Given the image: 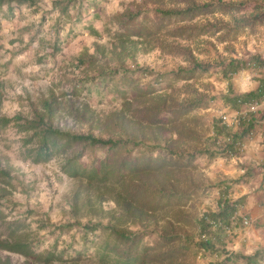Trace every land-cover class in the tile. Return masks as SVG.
Instances as JSON below:
<instances>
[{
	"label": "rangeland",
	"instance_id": "rangeland-1",
	"mask_svg": "<svg viewBox=\"0 0 264 264\" xmlns=\"http://www.w3.org/2000/svg\"><path fill=\"white\" fill-rule=\"evenodd\" d=\"M219 1L85 0L81 21L77 18L80 3L60 21L53 0L0 7V115L32 117L40 100L55 94L61 102L55 124L61 128L131 139L139 144L133 154L143 157L150 153L145 145L165 149L152 155L154 161L140 175L150 187L149 197L135 202L130 212L112 199L101 203L93 199L94 207L81 202L75 212L79 181L61 172L63 157L32 163L26 157L24 135L12 125L0 128V166L12 176L9 184L0 181V187L17 204L4 208L7 221L24 218L25 211L32 210L22 231L36 236L37 251L55 252L52 264H125L118 251L127 248V236L140 239L141 258L129 264H212L216 260L211 252L197 247L198 219L205 211L217 209L219 181L228 180L235 190H242L241 182H236L240 161L211 159L201 152L215 147L214 118L226 116L233 125L239 114L222 100L229 86L219 68L203 70L199 65L215 66L217 60L249 59L255 54L264 62V0H223L229 5L222 10L168 25L160 21L157 9L183 10L204 3L217 8ZM121 15L126 22L142 21L140 31L124 26ZM89 23L99 36L85 27ZM122 67H147L166 77L157 84L154 77L137 74L133 86H122L121 91L115 88L120 85L119 73L103 90L88 92L81 87L102 69ZM261 73L253 66L241 71L233 78V90L244 92ZM252 103L243 106V113L260 109ZM191 154L195 156L189 160ZM103 155L97 151V156ZM163 158L170 161L163 163ZM173 158L179 161L171 167ZM45 217L51 225L77 220L76 224L90 221L104 226L87 242L82 226L62 234L55 226L38 229L35 221ZM8 230L0 221V241ZM0 259L44 264L43 258L28 259L2 248Z\"/></svg>",
	"mask_w": 264,
	"mask_h": 264
},
{
	"label": "trees",
	"instance_id": "trees-1",
	"mask_svg": "<svg viewBox=\"0 0 264 264\" xmlns=\"http://www.w3.org/2000/svg\"><path fill=\"white\" fill-rule=\"evenodd\" d=\"M92 3V0H86ZM16 2L17 4H28L32 6L35 0H0V7L7 5L8 8ZM85 0H53V7L58 11V21L69 14L72 7L81 6L77 18L81 21V15L84 11ZM229 4L220 0L217 8H212V3H204L201 5H189L186 9H161L158 8L159 19L161 22H166L168 25L171 22L186 19L187 16H197L206 14L215 10H222ZM216 7V6H215ZM94 17H97L94 14ZM125 23L124 26L130 27L136 31H140L142 21L133 20L126 22L123 15L120 16ZM75 18V19H77ZM93 35L99 36L100 32L92 23L85 26ZM74 28H70L72 32ZM57 48V47H56ZM262 56L255 54L249 59L232 58L228 61L217 60L215 66L202 65L199 67L210 69L218 67L221 75L228 82V93L223 94L222 100L232 111L239 114L236 125H229L222 117L214 118L213 120V139L214 148H207L202 154L213 159L224 157L229 160L234 157H240L243 153V146L248 137L254 134L256 128V112L252 108L243 113L245 104L252 105L256 102L259 104L264 97V80L258 89L249 92L236 93L232 88V81L235 75L241 71L253 67L264 66ZM119 73H122L120 85L116 84V89L122 91V86L131 87L136 80L137 74L142 77H154L157 84L162 83V79L166 76L149 70V68H117L99 71L98 76L87 78V81L82 83V88H87L88 92L93 89H105L111 80H114ZM89 82V83H88ZM91 82V83H90ZM77 87H75V90ZM0 93V105H1ZM251 103V104H250ZM61 106V102L55 94H50L47 98L40 100L39 108H36L32 117H26L21 114H16L12 117L0 115V128L12 125L16 131L22 133L23 146L25 147L26 157L32 163H46L57 157H63L60 164V170L66 176L77 179L79 181L78 189L75 192L73 200V209L77 212L80 203L86 206H93L92 201L101 203L103 200L112 199L116 203L123 205L128 212L131 211L132 205L139 201L142 197H149L150 187L145 186L140 175L144 173L154 161L153 154L156 151H165L159 145H145V149H150V153L143 157L140 154H133L136 150L135 141L131 139H113L96 136L91 132H74L71 129L61 128L55 124V116ZM241 113V114H240ZM262 117L264 119V109ZM159 149V150H158ZM102 150L103 156H97V151ZM160 151V152H161ZM173 152H168L172 154ZM172 156V155H171ZM195 155H189L191 160ZM90 157V161L86 162L84 158ZM163 163L170 161V158H163ZM179 158L171 160V167L177 166ZM166 165V164H165ZM12 179L11 172L7 168L0 166V181L10 183ZM236 180V182H239ZM219 198L217 201V209L215 211H205L198 219V240L197 247L204 251H209L216 256V260L212 264H240L244 261L245 264H261L264 260V251L258 250L253 254L245 255L242 253L230 252L227 248L232 240V231L239 223L236 219V213L239 208V200H233L230 196L232 193V185L228 180H221L217 183ZM10 194L6 188L0 187V221L5 223L9 230L7 237L0 241V248L14 253H19L26 258L34 257L36 259H44V264H52L56 259V254L52 250L37 251V238L32 237L30 233L23 232L21 226H27L26 219L30 218L33 211L27 209L24 218H17L12 221H7V214L4 210L6 207H12L11 199L7 198ZM153 198H149L152 201ZM236 219V220H235ZM239 220V218H238ZM77 221V220H76ZM66 222L59 225H51L50 219L45 217L35 221L38 229H45L50 226H55L60 234L68 232L70 228L82 226L83 238L88 242L89 235H93L99 226H104L100 223H92L90 221L82 224L78 222ZM215 226V227H214ZM128 245L127 248L119 250L121 258L125 264L137 261L141 258L139 255L140 239L124 237ZM147 249V247H146ZM82 250H79L78 255L81 256ZM146 254V251L144 252ZM0 264H12L9 259L3 261L0 259Z\"/></svg>",
	"mask_w": 264,
	"mask_h": 264
},
{
	"label": "crops",
	"instance_id": "crops-1",
	"mask_svg": "<svg viewBox=\"0 0 264 264\" xmlns=\"http://www.w3.org/2000/svg\"><path fill=\"white\" fill-rule=\"evenodd\" d=\"M261 67H257L258 71L262 70L258 81L250 83L251 87L246 88L244 92L259 88L261 81L264 80V67ZM258 107L261 110L255 114L257 123L254 134L246 139L243 153L237 157L240 161L237 169L241 182L238 186L242 190L238 192L232 187L230 196L233 200H239L236 213L239 223L232 231L233 237L227 248L230 252L245 255L253 254L258 250L264 251V119L262 117L264 105L261 101ZM245 219L248 220V224L244 223Z\"/></svg>",
	"mask_w": 264,
	"mask_h": 264
},
{
	"label": "built area",
	"instance_id": "built-area-1",
	"mask_svg": "<svg viewBox=\"0 0 264 264\" xmlns=\"http://www.w3.org/2000/svg\"><path fill=\"white\" fill-rule=\"evenodd\" d=\"M261 102L263 103V105H264V97H263V99L261 100ZM258 105V104H257ZM253 108H255V106H253ZM223 119H224V121L225 122H227L228 124H229V122L226 120L227 118H226V116H223ZM234 122H232V124H233ZM230 125V124H229ZM244 223L245 224H248V220L247 219H245L244 220ZM215 227V226H214ZM261 264H264V262H262Z\"/></svg>",
	"mask_w": 264,
	"mask_h": 264
}]
</instances>
